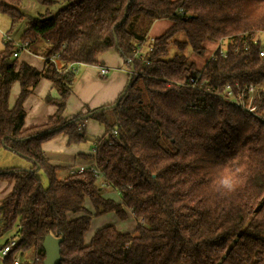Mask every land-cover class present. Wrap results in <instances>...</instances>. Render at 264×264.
I'll list each match as a JSON object with an SVG mask.
<instances>
[{
  "label": "trees",
  "instance_id": "obj_1",
  "mask_svg": "<svg viewBox=\"0 0 264 264\" xmlns=\"http://www.w3.org/2000/svg\"><path fill=\"white\" fill-rule=\"evenodd\" d=\"M21 1L0 0V12L12 25L25 17ZM36 1L44 11L26 18L20 38L30 50L45 43L40 52H57L61 66L97 65L113 50L137 75L115 105L117 98L102 110L63 119L78 68L60 72L44 61L39 70L13 57L12 41L4 42L0 148L32 165L0 169V180L10 184L0 199V236L15 227L0 245L15 241L2 264H14L16 257L17 264H42L47 234L62 238L58 264H264V119L219 95L234 82L242 88L264 85V55L252 43L264 30V0ZM58 3L61 8L51 15ZM179 9L184 13L178 15ZM162 19L169 26L150 41L152 23ZM225 37H231L227 56L210 59L208 43ZM147 43L148 64L135 56ZM190 54L202 57L201 64ZM196 75L200 89L184 85ZM41 78L57 92L44 97L55 111L25 127L23 103ZM14 82L19 92L10 106ZM85 117L103 131L93 142L95 152L81 154L90 163L69 171L53 163L41 145L59 133L68 144L84 140L76 126ZM93 163L110 192L97 183ZM63 169L68 171L59 178ZM86 200L95 216L114 213L125 220L131 214L142 221L131 232L101 226L84 242L92 215Z\"/></svg>",
  "mask_w": 264,
  "mask_h": 264
},
{
  "label": "crops",
  "instance_id": "obj_2",
  "mask_svg": "<svg viewBox=\"0 0 264 264\" xmlns=\"http://www.w3.org/2000/svg\"><path fill=\"white\" fill-rule=\"evenodd\" d=\"M11 28L12 24L9 16L0 12V50L3 48L6 40L10 39L14 41L10 34ZM148 35L150 36V30ZM43 47H45V43L40 42L38 47H36L38 50L34 49V51L32 49L30 50L31 52L22 51L18 54L17 59L19 61H26L41 70L44 60L42 59L43 53L40 51L44 49ZM97 65L111 66L113 69L103 77L99 75L98 68L95 65L82 64L77 67L76 80L62 113L63 119L84 113L88 109H95L111 104L121 93L127 81V73L124 71L125 65L121 57L115 51L110 50L99 57ZM18 92L19 84L14 82L11 85L8 98V104L10 106L14 104ZM47 94L53 98L57 97V92L51 83L47 79L41 78L32 93L23 103L26 112L23 124L25 127L39 124L54 113L55 106L44 101V97ZM95 138L97 136L92 137L91 148L93 147V140ZM41 148L53 163L63 167L69 166L70 168H67L69 171L77 169L80 165H88L90 163V160L85 158V156H81V154H91L92 149H88V151L83 146L68 144L67 138L63 133L56 134L51 139L43 142ZM68 170L63 169L61 171H64L66 175ZM134 222H136L135 219Z\"/></svg>",
  "mask_w": 264,
  "mask_h": 264
},
{
  "label": "built area",
  "instance_id": "obj_3",
  "mask_svg": "<svg viewBox=\"0 0 264 264\" xmlns=\"http://www.w3.org/2000/svg\"><path fill=\"white\" fill-rule=\"evenodd\" d=\"M184 11L182 9L178 10V15L183 14ZM10 40V39H8ZM149 40L152 41L153 37L149 36ZM231 37H225L220 40H218L214 47L211 49V52L209 54L210 59H216L217 57H226L228 54L227 45L230 43ZM12 41V40H10ZM14 45V51L12 53L13 57H18V54L22 51L24 52H31L28 47L27 41H12ZM245 41H243V44L245 45ZM252 43L258 44V54L259 56L264 55V30L257 31L252 36ZM150 43H147V46L143 48V50L139 47L135 50V56L139 59H143V52L144 51H150L151 46ZM232 51H237V47H233ZM59 54L53 53L50 56H43L42 59L44 61H49L53 64L55 69H57L60 72L67 71L69 69H75L78 66L82 65L80 63H69L65 66H61L58 62ZM144 63L148 64L149 60L143 59ZM98 68V73L100 76H106L110 70H112V67L103 66V65H95ZM124 71L128 74L129 68L125 67ZM133 75H137L136 72L133 71ZM199 79V75H196V77L191 78L189 83H185V86H188L190 88L194 89H200L201 85H197V81ZM203 90L205 92H213L212 87L205 86L203 87ZM222 96V98L229 103H231L233 106L246 111L248 113L253 114L256 117L264 119V107L261 106V100L264 95V85L255 86V85H248L246 88H242L238 82H234L233 84H226L223 88V91L219 94ZM77 130L80 133L88 134L89 128H88V120L87 118H83L80 122H78L76 126ZM113 134H116V131H112ZM94 142V141H93ZM95 152L94 146L92 147V153ZM90 166V171L95 174L97 177H103L102 173L99 171V169L95 166L93 163ZM84 165H81L78 167V171H82L84 169ZM101 187V185H100ZM15 244L14 239L9 240L6 244L0 247V264H2L4 258L6 257V253L9 251V249ZM18 257L15 258L14 264L18 263Z\"/></svg>",
  "mask_w": 264,
  "mask_h": 264
},
{
  "label": "rangeland",
  "instance_id": "obj_4",
  "mask_svg": "<svg viewBox=\"0 0 264 264\" xmlns=\"http://www.w3.org/2000/svg\"><path fill=\"white\" fill-rule=\"evenodd\" d=\"M62 4L58 3L53 5L50 8L51 15L55 14L56 11L61 8ZM21 11L25 14V17L17 20L14 22L12 25L10 34L11 38L15 41H21V35L22 31L25 26V21L27 17H34L38 16L40 13L44 11V7L40 5L36 0H22L21 5L19 7ZM170 21L168 19H162L156 21L151 29H150V36L154 37L162 32L165 31V29L169 26ZM182 38V36H180ZM208 49L211 50L214 47L213 43H208ZM38 49V48H36ZM173 50L171 51L172 54ZM190 58L193 59L198 65L201 64L203 61L202 57L196 56L195 54H190ZM104 66V65H103ZM106 66V65H105ZM79 67V66H78ZM111 67V66H108ZM86 118V117H85ZM89 123V133L88 134H83L85 139L77 143L79 146H83L87 150L92 149L91 144H92V137L97 136L99 137L102 134L103 127L100 125L98 122L92 120V119H87ZM95 140V139H94ZM93 140V141H94ZM93 146V145H92ZM88 150V151H89ZM32 165L31 161L22 158L21 156H18L17 154L6 150L4 148H0V169L3 168H11V167H21L28 169ZM65 175L64 171H60L57 173V176L59 178H62ZM42 178V183L46 185L47 180L44 175H41ZM97 183L99 186L101 185V188L104 192L108 193L110 192V187L105 184L104 178L103 177H98ZM10 191V184L5 181V180H0V199L3 198L5 195H7ZM113 193V198L119 200V195L117 192H112ZM85 207L92 213L91 215V220H90V225L89 228L86 230L84 234V242H88L94 232L101 226L104 225H113L115 226L118 230L123 231V232H131L132 228L135 226V222L131 214H128L127 218L125 220H120L114 213H108V214H102L99 216L93 215V208L91 207L90 203L88 200L84 202ZM69 216H76V214H70ZM137 221H142V218H136ZM15 232V227H12L9 229L5 234L0 236V245L8 238L12 237Z\"/></svg>",
  "mask_w": 264,
  "mask_h": 264
},
{
  "label": "water",
  "instance_id": "obj_5",
  "mask_svg": "<svg viewBox=\"0 0 264 264\" xmlns=\"http://www.w3.org/2000/svg\"><path fill=\"white\" fill-rule=\"evenodd\" d=\"M129 64H130V68H129L126 84H125L124 88L122 89L121 93L118 95L115 103H113V105H115L121 99V97L124 95L125 91L127 90L128 86L130 84L134 69H133V66H132L130 61H129ZM104 108H105L104 106L98 107V108H95L93 111L96 112V111L102 110ZM61 241H62L61 237H54L50 234H47L44 237V239L42 241V247H43L44 252H45V257L43 259L42 264H58V262L60 260L59 244Z\"/></svg>",
  "mask_w": 264,
  "mask_h": 264
}]
</instances>
